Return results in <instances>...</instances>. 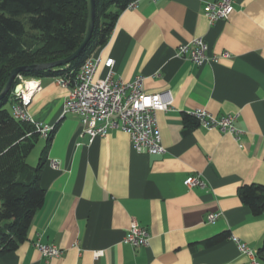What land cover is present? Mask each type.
Instances as JSON below:
<instances>
[{
	"label": "crops",
	"instance_id": "crops-1",
	"mask_svg": "<svg viewBox=\"0 0 264 264\" xmlns=\"http://www.w3.org/2000/svg\"><path fill=\"white\" fill-rule=\"evenodd\" d=\"M214 1L137 0L93 54L96 77L107 75L105 62L114 58V79L142 76L146 92H172V109L157 112L162 154L136 151L119 128L90 141L80 117L64 112L68 87L57 77H33L41 89L29 113L55 128L50 144L41 136L27 159L38 164L45 150L46 200L28 238L0 255V264H248L231 234L259 255L264 214L253 215L239 190L264 184V0H235L229 18L211 23L204 8ZM195 38L218 59L197 66L180 55L179 46ZM198 109L236 116L239 138L196 123L190 112ZM196 174L206 185L189 188L185 179ZM214 212L220 216L210 223ZM133 220L148 228L149 245L124 242ZM223 233L226 239L205 244ZM36 242L64 253L48 258ZM261 256L264 264V250Z\"/></svg>",
	"mask_w": 264,
	"mask_h": 264
},
{
	"label": "trees",
	"instance_id": "trees-1",
	"mask_svg": "<svg viewBox=\"0 0 264 264\" xmlns=\"http://www.w3.org/2000/svg\"><path fill=\"white\" fill-rule=\"evenodd\" d=\"M134 1L95 0V26L83 52L69 64L24 72L22 76L74 77L82 64L109 41L118 17ZM87 21L88 0H0V93L13 68L53 62L72 54L84 38ZM19 82L17 77L0 100V255L16 250L28 238L36 213L46 200V190L40 183L45 150L36 167L27 162L42 135L34 124L16 119L6 106L12 105ZM54 131L47 137L48 144ZM239 195L253 215L264 214V184H245ZM227 237V233L219 234L205 244L214 245ZM263 250L264 241L260 259Z\"/></svg>",
	"mask_w": 264,
	"mask_h": 264
},
{
	"label": "built area",
	"instance_id": "built-area-1",
	"mask_svg": "<svg viewBox=\"0 0 264 264\" xmlns=\"http://www.w3.org/2000/svg\"><path fill=\"white\" fill-rule=\"evenodd\" d=\"M235 0H215L207 3L204 10L211 23L224 20L234 12ZM136 1L130 3L132 7ZM180 55L188 58L197 66L206 62L216 61L218 55L210 53L209 44L204 38H195L187 44L179 46ZM229 56V52H223ZM100 58L91 55L80 67L74 77H57L62 86L69 89L65 100V113L78 115L83 125V133L90 141L96 137L106 136L111 129H122L129 134L132 147L138 152L149 154H162L165 147L162 144L161 131L157 123V112L172 109L174 96L170 90L148 93L144 90V78L136 76L133 80L125 82L114 79V58H108L105 66L109 71L105 77H96ZM12 98L11 111L16 119L34 124L37 131L44 137H49L54 126L41 124L30 115L28 107L34 94L41 89L38 79L25 78L19 75ZM199 125L208 128H218L229 132L239 138L240 131L235 127L236 116L228 115L217 117L205 109L190 112ZM53 165L57 162L53 161ZM189 188L205 186L206 181L201 174L189 176L185 179ZM220 213L214 212L207 216L210 223L216 222ZM239 251L249 259L248 264H262L258 251L251 248L236 235L231 234ZM124 242L134 247L147 246L150 243V233L147 227L133 220L126 230ZM35 246L48 257H59L64 250L51 245L36 242ZM101 252H97L99 256Z\"/></svg>",
	"mask_w": 264,
	"mask_h": 264
},
{
	"label": "water",
	"instance_id": "water-1",
	"mask_svg": "<svg viewBox=\"0 0 264 264\" xmlns=\"http://www.w3.org/2000/svg\"><path fill=\"white\" fill-rule=\"evenodd\" d=\"M95 20H96V2L95 0H88V21H87V28L84 35V38L81 42V44L78 46V48L69 56H67L64 59L53 61V62H44V63H35L31 65L26 66H18L11 70L9 79L5 86L3 87L1 93H0V100L4 98L13 87L16 78L19 75H22L24 72H30V71H45V70H51L58 66H63L66 64H69L71 61L76 59L85 49L87 46L89 40L91 39L94 26H95Z\"/></svg>",
	"mask_w": 264,
	"mask_h": 264
},
{
	"label": "rangeland",
	"instance_id": "rangeland-1",
	"mask_svg": "<svg viewBox=\"0 0 264 264\" xmlns=\"http://www.w3.org/2000/svg\"><path fill=\"white\" fill-rule=\"evenodd\" d=\"M8 108H10L11 109V105L8 103L7 105H6ZM42 140H40V142H41ZM40 142L36 145V147L33 149V153L35 152V150H37L38 151V149L40 148ZM29 165L30 166H32V167H36L37 166V162L35 163V164H30L29 163Z\"/></svg>",
	"mask_w": 264,
	"mask_h": 264
}]
</instances>
